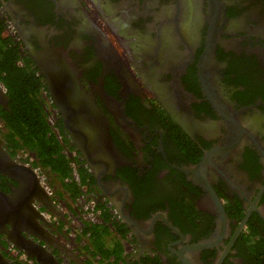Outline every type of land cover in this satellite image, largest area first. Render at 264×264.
Instances as JSON below:
<instances>
[{
  "label": "flooded vegetation",
  "instance_id": "obj_1",
  "mask_svg": "<svg viewBox=\"0 0 264 264\" xmlns=\"http://www.w3.org/2000/svg\"><path fill=\"white\" fill-rule=\"evenodd\" d=\"M0 22L71 168L60 181L35 151H13L0 118L1 146L45 196L20 215L4 203L8 261L43 264L7 238L21 230L63 264L264 263V0H0ZM19 190L0 173L3 194ZM98 224L101 237L84 232Z\"/></svg>",
  "mask_w": 264,
  "mask_h": 264
},
{
  "label": "trees",
  "instance_id": "obj_2",
  "mask_svg": "<svg viewBox=\"0 0 264 264\" xmlns=\"http://www.w3.org/2000/svg\"><path fill=\"white\" fill-rule=\"evenodd\" d=\"M1 28L0 22V80L6 86L8 95L7 107L0 106V118L6 124L4 137L7 146L13 151L23 147L35 151L39 163L50 167L56 178L62 181L64 177L69 176L71 168L65 155L60 152L59 141L48 135L50 130L40 101L43 84L34 70L16 65L17 49L1 37ZM80 173L82 178L90 176L84 168L80 169ZM100 226L101 224L87 226L84 232L91 230L95 236L101 237ZM93 248L105 257L112 253L104 247L103 241L97 246L93 244ZM15 264L23 263L18 261Z\"/></svg>",
  "mask_w": 264,
  "mask_h": 264
},
{
  "label": "water",
  "instance_id": "obj_3",
  "mask_svg": "<svg viewBox=\"0 0 264 264\" xmlns=\"http://www.w3.org/2000/svg\"><path fill=\"white\" fill-rule=\"evenodd\" d=\"M210 12L213 13V8H211ZM219 12L220 11H219L218 5H217V8L215 5L214 13L216 14V16L219 15ZM217 22L218 20H216L215 24H213L211 35L206 45V51L207 50L211 51V48L215 41V37H216L215 28L217 26L216 25ZM3 94L4 93L0 89L1 98H3L2 97ZM1 143H2V140H0V173L13 178L14 180H18L20 184V190L17 192L15 196L10 197V198L6 196L5 194H3L2 191H0V218L5 216L4 211L2 212L4 203L9 204V205L15 204L17 207L16 213L20 215L23 211L25 202H27V204L30 205L31 201L35 197L38 198L42 202H44L43 199H45L44 194L41 193L38 187L37 179L31 167L17 164L12 159V157L9 155L7 150L1 146ZM31 196H33V198H31ZM7 218L11 219V216H7L6 219ZM35 223L36 222H32L30 224L35 226ZM33 226H30V228H32ZM29 231H32V230H29ZM18 236L22 239L21 242H20V239L17 241L16 237H13V236H7V238L12 243H14L18 248H20L26 255L36 258V260H38L39 262H42L43 264H63L61 262L59 263L54 258V256H52L51 252L48 251L46 247H43L42 245L34 242L32 239L24 238L21 233V230L19 231ZM0 264H12V263L8 261L7 258L0 252Z\"/></svg>",
  "mask_w": 264,
  "mask_h": 264
},
{
  "label": "built area",
  "instance_id": "obj_4",
  "mask_svg": "<svg viewBox=\"0 0 264 264\" xmlns=\"http://www.w3.org/2000/svg\"><path fill=\"white\" fill-rule=\"evenodd\" d=\"M40 175H41V177H40L41 184L44 185L45 188H48V186H46L45 176L42 173H40ZM82 208H83V213H85L84 215L86 217H93L95 215V213H96V208H95V205H94V203L92 201L89 202L87 205L82 206ZM65 210L66 209L63 206L62 212H65ZM47 217L50 218L52 222L56 223V221H57L56 216L52 215V217H50L49 215H47ZM7 249H8L10 257H12L14 259H19V260H22V261H26V262L28 261L27 257L24 254H19L12 244H9L7 246Z\"/></svg>",
  "mask_w": 264,
  "mask_h": 264
},
{
  "label": "crops",
  "instance_id": "obj_5",
  "mask_svg": "<svg viewBox=\"0 0 264 264\" xmlns=\"http://www.w3.org/2000/svg\"><path fill=\"white\" fill-rule=\"evenodd\" d=\"M70 206V205H69ZM70 207H74V204L72 203V205L70 206ZM53 244V246H54V248H59V249H63V247L61 246V245H59V244H57L56 242H53L52 243ZM55 252H57L56 250H55ZM81 258V257H80Z\"/></svg>",
  "mask_w": 264,
  "mask_h": 264
},
{
  "label": "rangeland",
  "instance_id": "obj_6",
  "mask_svg": "<svg viewBox=\"0 0 264 264\" xmlns=\"http://www.w3.org/2000/svg\"><path fill=\"white\" fill-rule=\"evenodd\" d=\"M79 230H80V228L77 227V228H76V232H79ZM78 238H80L79 235L77 236V239H78Z\"/></svg>",
  "mask_w": 264,
  "mask_h": 264
}]
</instances>
